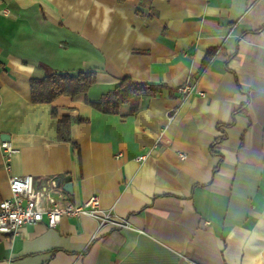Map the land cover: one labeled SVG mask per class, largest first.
Here are the masks:
<instances>
[{"label": "crops", "instance_id": "obj_1", "mask_svg": "<svg viewBox=\"0 0 264 264\" xmlns=\"http://www.w3.org/2000/svg\"><path fill=\"white\" fill-rule=\"evenodd\" d=\"M84 71L87 92L32 102V78ZM126 77L162 88L96 110ZM13 176L125 226L44 219L0 233V264H264V0H0L1 201Z\"/></svg>", "mask_w": 264, "mask_h": 264}, {"label": "built area", "instance_id": "obj_2", "mask_svg": "<svg viewBox=\"0 0 264 264\" xmlns=\"http://www.w3.org/2000/svg\"><path fill=\"white\" fill-rule=\"evenodd\" d=\"M194 90L189 83L180 88L183 94H190ZM201 95L204 96L203 93ZM6 169H11V158L17 153L8 141L2 142ZM145 156L139 161H144ZM11 197L0 203V233L9 234L17 232L21 227L37 224L44 219L50 228H55L63 217L90 216L96 218L101 224L111 223L118 227L125 226V222L99 214V199L91 197L86 203L78 205L69 203L61 205L51 190L38 188L32 176H13L9 180Z\"/></svg>", "mask_w": 264, "mask_h": 264}, {"label": "trees", "instance_id": "obj_3", "mask_svg": "<svg viewBox=\"0 0 264 264\" xmlns=\"http://www.w3.org/2000/svg\"><path fill=\"white\" fill-rule=\"evenodd\" d=\"M95 83V71L79 72L77 75L53 72L42 78H32L30 81L32 102L52 103L60 96L75 97L87 92ZM161 88V85L135 83L126 77L113 90L103 95L100 101L92 102V105L103 113L116 114L121 105L130 104L132 111L136 112L142 97L156 96ZM58 137L61 141L71 140L70 122L67 119L59 121Z\"/></svg>", "mask_w": 264, "mask_h": 264}, {"label": "water", "instance_id": "obj_4", "mask_svg": "<svg viewBox=\"0 0 264 264\" xmlns=\"http://www.w3.org/2000/svg\"><path fill=\"white\" fill-rule=\"evenodd\" d=\"M2 139L4 141H6L7 139H9V136L8 135H2ZM64 189L71 193L72 192V184L67 181L66 185L64 186Z\"/></svg>", "mask_w": 264, "mask_h": 264}]
</instances>
